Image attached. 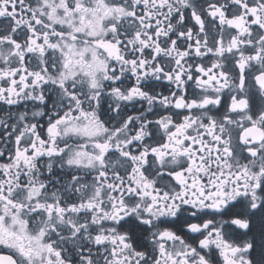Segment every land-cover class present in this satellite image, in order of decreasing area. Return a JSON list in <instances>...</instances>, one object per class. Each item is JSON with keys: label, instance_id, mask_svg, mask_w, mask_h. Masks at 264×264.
Listing matches in <instances>:
<instances>
[{"label": "snow or ice", "instance_id": "6c2138e0", "mask_svg": "<svg viewBox=\"0 0 264 264\" xmlns=\"http://www.w3.org/2000/svg\"><path fill=\"white\" fill-rule=\"evenodd\" d=\"M0 264H264V0H0Z\"/></svg>", "mask_w": 264, "mask_h": 264}]
</instances>
